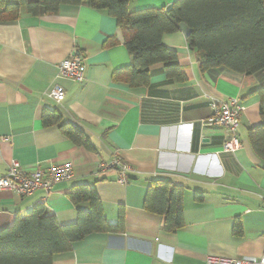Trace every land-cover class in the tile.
Here are the masks:
<instances>
[{
	"label": "crops",
	"instance_id": "obj_1",
	"mask_svg": "<svg viewBox=\"0 0 264 264\" xmlns=\"http://www.w3.org/2000/svg\"><path fill=\"white\" fill-rule=\"evenodd\" d=\"M15 3L17 0H4ZM175 0H135L131 12L168 8ZM107 39L116 44L104 49ZM177 55L185 82L167 79L164 66L149 69V83L136 90L114 83L112 74L131 64L115 19L86 4L61 6L54 15L31 16L24 8L13 23H0V177L16 161L26 174L71 163L73 179L20 197L0 192V229L42 206L61 226L76 222L68 194L91 185L105 221L120 233H93L54 255L52 264H207L206 257L262 256L264 251V163L247 139L260 123L259 98L264 69L243 75L224 68L200 71L182 32L162 37ZM77 53L84 82L60 75V64ZM52 86L64 89L55 103ZM237 100L244 108L236 130L241 146L224 153L226 128L203 126L212 102ZM57 111L78 127L94 151L77 147L57 126L44 127L43 112ZM118 158L128 166L120 183L114 169L96 171ZM151 181H167L183 190V226L163 230L164 219L145 209ZM201 198V199H199Z\"/></svg>",
	"mask_w": 264,
	"mask_h": 264
},
{
	"label": "trees",
	"instance_id": "obj_2",
	"mask_svg": "<svg viewBox=\"0 0 264 264\" xmlns=\"http://www.w3.org/2000/svg\"><path fill=\"white\" fill-rule=\"evenodd\" d=\"M135 0H0V23L18 20L22 8L31 16L54 15L61 6L86 4L115 19L124 48L132 58L129 66L112 74L114 83L130 89H142L149 83V69L164 66L167 79L185 82L174 50L162 44L164 35L181 32L180 24L189 30L185 38L190 54L196 56L200 71L224 68L243 75H253L264 69V0H175L168 8H151L131 12ZM116 44L107 39L104 49ZM259 98L260 123L250 127L247 139L254 155L264 163V85L253 91ZM44 127L57 126L74 145L87 151L94 148L76 126L62 121L57 111L43 112ZM78 208L76 222L59 225L55 217L42 206L28 211L24 218L0 229V264H52L54 255L70 250L73 243L93 233H120L122 217L109 225L103 216L96 189L91 185H76L68 194ZM201 199V198H199ZM183 190L167 181H151L144 201L145 209L162 216L163 230L174 233L183 224Z\"/></svg>",
	"mask_w": 264,
	"mask_h": 264
},
{
	"label": "built area",
	"instance_id": "obj_3",
	"mask_svg": "<svg viewBox=\"0 0 264 264\" xmlns=\"http://www.w3.org/2000/svg\"><path fill=\"white\" fill-rule=\"evenodd\" d=\"M60 75L77 84L84 82L85 65L78 54H72L59 66ZM47 96L55 103H61L65 97V91L59 86H52ZM211 116L205 121L203 126H220L229 132V137L222 144L224 153H234L239 150L241 143L236 135L239 127L240 117L244 108L240 103L232 99L228 103L212 102L210 106ZM114 169L119 173V182L128 181L126 173L128 166L122 163L118 158L108 163H100L96 171ZM74 172L71 163L62 165H51L45 170H39L34 173L26 174L22 171L20 164L12 161L4 176L0 177V192H11L20 197L29 196L38 189L49 193L51 188L59 183L67 182L73 179ZM264 202V193L260 196ZM207 264H264V251L261 257H242V258H222L218 256H207Z\"/></svg>",
	"mask_w": 264,
	"mask_h": 264
},
{
	"label": "water",
	"instance_id": "obj_4",
	"mask_svg": "<svg viewBox=\"0 0 264 264\" xmlns=\"http://www.w3.org/2000/svg\"><path fill=\"white\" fill-rule=\"evenodd\" d=\"M179 29L183 33L184 37L186 38L187 35L189 34L188 28H186V26L184 24H180ZM75 54H77V53H75Z\"/></svg>",
	"mask_w": 264,
	"mask_h": 264
}]
</instances>
